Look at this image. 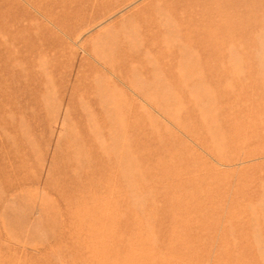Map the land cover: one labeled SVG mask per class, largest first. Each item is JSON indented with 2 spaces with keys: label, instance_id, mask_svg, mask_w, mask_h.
I'll use <instances>...</instances> for the list:
<instances>
[{
  "label": "rangeland",
  "instance_id": "obj_1",
  "mask_svg": "<svg viewBox=\"0 0 264 264\" xmlns=\"http://www.w3.org/2000/svg\"><path fill=\"white\" fill-rule=\"evenodd\" d=\"M0 264H264V0H0Z\"/></svg>",
  "mask_w": 264,
  "mask_h": 264
},
{
  "label": "bare ground",
  "instance_id": "obj_2",
  "mask_svg": "<svg viewBox=\"0 0 264 264\" xmlns=\"http://www.w3.org/2000/svg\"><path fill=\"white\" fill-rule=\"evenodd\" d=\"M84 36V35H83ZM82 37V36H81ZM78 43V42H77ZM80 49V48H79ZM82 51V50H81ZM25 84V83H24ZM198 100V99H197ZM148 106V105H147ZM172 126V125H171ZM183 135V134H182ZM88 143V142H87ZM192 143V142H191ZM204 151V150H203ZM241 158V157H240ZM116 160V159H115ZM251 162V161H250ZM232 167V166H231ZM209 181V180H208ZM129 187V186H128ZM210 188V187H209ZM250 206V205H249ZM248 206V207H249ZM109 221V220H108ZM197 222V221H196ZM258 238V237H257ZM216 241H217V239H216ZM262 250V249H261Z\"/></svg>",
  "mask_w": 264,
  "mask_h": 264
}]
</instances>
